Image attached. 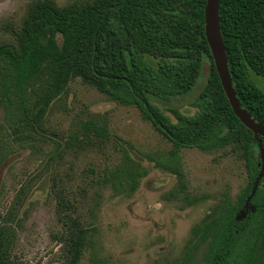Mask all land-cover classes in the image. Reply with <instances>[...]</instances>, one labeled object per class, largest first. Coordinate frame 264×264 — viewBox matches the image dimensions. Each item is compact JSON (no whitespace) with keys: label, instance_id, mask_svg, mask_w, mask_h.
Wrapping results in <instances>:
<instances>
[{"label":"trees","instance_id":"1","mask_svg":"<svg viewBox=\"0 0 264 264\" xmlns=\"http://www.w3.org/2000/svg\"><path fill=\"white\" fill-rule=\"evenodd\" d=\"M206 3L86 0L61 6L54 0L34 1L14 30V40L0 43L4 111L0 129L41 126L52 102L66 92L71 80L80 78L111 100L138 107L143 118L173 144L170 156L157 161L158 166L180 178V148L234 147L245 160L248 176L239 202L225 206L221 215L214 207L192 227L181 258L163 264L190 263L204 243L207 253L201 264H264V176L251 200L257 211L236 219L238 225L217 223L220 217L235 220L262 169V159L253 131L236 116L222 87L206 37ZM220 23L237 95L264 122V88L253 76L264 78V0H220ZM206 62V81L193 101L196 110L182 111L175 103L199 83ZM91 130L97 137L111 138L106 124L85 121L83 136ZM21 144L27 146L22 137ZM6 154L0 152V162ZM135 163L127 156L123 166L109 170L105 182L117 192L134 189L147 173ZM222 226L228 229L221 230ZM13 233L0 227V264H12L7 252ZM72 235L77 259L84 237L80 228Z\"/></svg>","mask_w":264,"mask_h":264},{"label":"rangeland","instance_id":"2","mask_svg":"<svg viewBox=\"0 0 264 264\" xmlns=\"http://www.w3.org/2000/svg\"><path fill=\"white\" fill-rule=\"evenodd\" d=\"M34 1L0 0V43L14 40V30ZM54 1L62 6L86 0ZM208 70L206 62L199 83L175 103L182 111L196 110L193 101ZM253 76L264 88V78ZM90 120L106 124L111 138L92 130L84 137L83 123ZM3 123L0 106V127ZM172 145L138 107L121 105L80 78L52 102L41 126H4L0 227L14 230L10 262L163 264L181 258L192 227L211 213L219 193L240 191L248 178L245 160L232 146L180 148V178L157 164L170 156ZM256 151L261 156L257 141ZM127 156L147 173L134 189L127 188L128 182L126 190L117 192L104 178ZM76 228L84 237L77 259L71 243Z\"/></svg>","mask_w":264,"mask_h":264},{"label":"water","instance_id":"3","mask_svg":"<svg viewBox=\"0 0 264 264\" xmlns=\"http://www.w3.org/2000/svg\"><path fill=\"white\" fill-rule=\"evenodd\" d=\"M205 31L210 46L211 54L221 79L222 87L232 106V109L241 122L251 129L259 145L262 159V169L255 181L253 189L247 198L246 207L251 202L260 179L264 176V144L261 136L264 137V122L254 117L242 104L235 89L231 71L229 68L226 46L221 31L220 23V0H207L205 9ZM254 208V207H253ZM246 211L241 209L236 218L238 220L245 218Z\"/></svg>","mask_w":264,"mask_h":264},{"label":"flooded vegetation","instance_id":"4","mask_svg":"<svg viewBox=\"0 0 264 264\" xmlns=\"http://www.w3.org/2000/svg\"><path fill=\"white\" fill-rule=\"evenodd\" d=\"M247 178H248V176H247ZM246 186V185H245ZM245 186L240 190V191H237V192H232V191H228V193L226 192V191H221V193H219V196H218V198H219V200H218V202H217V204L215 205V207L217 208V212H216V215H221L222 214V212L224 211V207L225 206H230V205H233V204H237L238 202H239V199H240V195H241V193H242V190L245 188ZM250 195V194H249ZM249 195H246V197H245V199H244V201H243V204L241 205V207H240V209L238 210V212L241 210V209H243L244 208V210L246 211V213H247V215H246V217H248L251 213H254V212H256L257 211V208H256V206L252 203V202H250L249 204H248V207H246L245 205H246V202H247V198L249 197ZM254 207V208H253ZM238 212L235 214V220H230V219H228V218H225V217H220L219 219H217V223H220L221 225L222 224H229V223H233V224H236V222L235 221H237L236 219V216H237V214H238ZM206 216H208V215H206ZM205 216V217H206ZM204 217V218H205ZM203 220V219H202ZM201 220V221H202ZM206 222H208V221H212V219H206L205 220ZM236 225H238V224H236ZM228 228H224V226H222L221 227V230H227ZM191 236H192V234H191ZM191 237H189V239H190ZM207 241L208 240H210L211 239V236H207ZM188 239V240H189ZM205 246H206V244L204 243V244H202V247L201 248H199V250L196 252V254H195V256H194V259L190 262V263H195V264H201V262H202V258H204L205 257V254L207 253L206 252V250H205ZM198 253H201V259H200V262H199V260H198V258H197V256H198ZM190 263H188V264H190Z\"/></svg>","mask_w":264,"mask_h":264}]
</instances>
